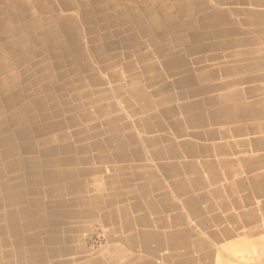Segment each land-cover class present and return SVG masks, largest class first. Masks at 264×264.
<instances>
[{
	"label": "crops",
	"instance_id": "0c3cea01",
	"mask_svg": "<svg viewBox=\"0 0 264 264\" xmlns=\"http://www.w3.org/2000/svg\"><path fill=\"white\" fill-rule=\"evenodd\" d=\"M86 7L113 20L83 42L103 53L20 76L33 117L0 123V264H264V0H0V20Z\"/></svg>",
	"mask_w": 264,
	"mask_h": 264
},
{
	"label": "bare ground",
	"instance_id": "6f19581e",
	"mask_svg": "<svg viewBox=\"0 0 264 264\" xmlns=\"http://www.w3.org/2000/svg\"><path fill=\"white\" fill-rule=\"evenodd\" d=\"M66 4L67 3L63 1V5ZM106 5L107 4H103L104 10H106L105 9ZM52 15H54V13ZM11 16L15 20H17L18 18L16 14H12ZM109 17H110L109 14L106 15L104 13L102 14L101 18H99V16L95 18L93 13L90 12V10H88V7H86L85 9H83V12L80 13L64 12L60 14V16H57V18H54V22L56 24H59V26H53L48 28L40 27L37 28L36 30L29 27H25L21 24H17L19 25L17 27H8L4 20H0V115H3L0 123L5 122V124L8 125L11 123L23 124L32 116L31 109L23 101L24 100L23 97L26 89L20 86L21 81L20 82L18 81L20 76L23 75L29 78V71L35 69L37 70L39 69L42 71L41 76H45V77L51 76L53 74L52 72L55 67L61 65L64 66V63L67 62V60H64V58H66L67 56H72L74 63L81 62V64L78 65V68H82V67L87 68L89 65L88 63H84L83 59L86 58L87 55L88 56L90 55L88 53L94 52L101 55L103 51L100 49L99 46H90L83 42H86L87 40L88 41L103 40L104 44H108L106 43V41H111V39L114 36L112 33H109L107 31L108 27H106V25L110 24L111 21H113ZM36 18L38 17H35V19ZM99 20L102 21L103 23L102 27H99L100 23H97V21ZM100 28L101 29L105 28L104 29L105 31H101ZM145 30L147 29L145 28ZM69 46L71 47V49ZM32 54L34 55V57L37 55L38 56L40 55L42 57L39 60H35ZM55 57L57 58L56 61L53 60V58ZM74 68H76V66L73 67V69ZM36 77L37 76H33V83L31 84H37L39 82V79H37ZM33 100H34L33 104L36 105H39L40 103L43 102L39 98H33ZM49 127L50 126L47 125V129H49ZM55 127H58V124H56ZM35 131H39V130L37 129ZM21 133H27V129L23 128L21 132H18V134ZM32 133L33 131L29 130V134ZM52 137L46 139H48V141L50 142H53L54 139ZM0 145H6L7 146L6 152L9 153L10 155L11 154L13 155V153L15 152V147L11 145V137L5 135L4 133L1 134V129H0ZM20 158L18 159L15 158L12 161L9 160L10 162L6 164L7 165L6 167L7 168L10 167L14 163L20 166L24 162V160ZM23 197L24 196L22 192H18V193L12 192L8 196L7 199L9 201L8 204H16L17 203L16 201H21ZM20 211L22 215L28 212L25 207L21 208ZM8 213L7 214L5 213L6 215L0 214V217H6L7 219H9ZM9 223H10V219H9ZM9 228L6 229H8L9 231ZM4 241H6V239L3 238L2 242Z\"/></svg>",
	"mask_w": 264,
	"mask_h": 264
}]
</instances>
